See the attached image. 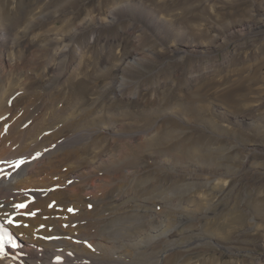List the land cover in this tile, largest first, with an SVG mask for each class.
Returning <instances> with one entry per match:
<instances>
[{"label":"bare ground","instance_id":"6f19581e","mask_svg":"<svg viewBox=\"0 0 264 264\" xmlns=\"http://www.w3.org/2000/svg\"><path fill=\"white\" fill-rule=\"evenodd\" d=\"M85 1L0 0V236L7 233L17 245L13 248L5 237L0 264H105L107 260L114 264H218L223 257L218 251L231 260L234 252L254 244L264 250V210L258 218L246 219L250 192L257 190L264 197V187L259 188L263 184L251 185L242 175L252 168L253 143L247 140L227 149L235 160L241 158L240 172L232 168L230 158L207 155L223 138L239 132L241 106L263 102L264 58L239 70L197 78L186 88L163 85L155 89L151 104L183 109L174 119L168 114L143 120L106 117L112 107L120 112L128 104L135 106L125 102L123 87L126 80L137 83L138 57L136 49L126 50V34L117 40H101L98 34L113 19L126 16L144 22L141 26L157 42L177 49L179 45L206 49L207 38L213 43L220 30L243 27L251 17L263 15L264 0H94L90 6ZM125 71L135 76L129 79ZM207 112L223 122L217 125L213 117L202 114ZM226 121L237 129L228 130ZM199 128L207 129L208 139L216 142L206 137L201 143L193 140L194 134L189 133ZM158 147L165 149L164 158H156L165 169L164 178L155 175L159 169L154 164L147 166ZM186 152H198L197 159H203L195 162L183 157ZM141 155L148 162L141 163ZM17 162H22L20 167H13ZM138 166H146L148 172L143 176L141 170L139 175ZM168 170L175 173V180L194 184L191 188L196 189L182 188L180 195L190 193L167 201L138 196L152 188L146 187L164 182ZM21 203L26 207H14ZM155 204L162 205L158 213L165 212L169 223L163 221L171 227L159 224L165 228L163 240L149 246L152 250L148 248L145 263L137 262V241L161 235V227L155 225L137 229L133 223L137 209H155ZM234 209L242 210L245 218L241 224L225 227L219 220ZM9 218L13 225L6 222ZM188 240L206 250L196 254L195 247V255L181 256L177 249ZM209 249L212 255H207ZM202 255L206 258L197 262Z\"/></svg>","mask_w":264,"mask_h":264},{"label":"rangeland","instance_id":"374dc122","mask_svg":"<svg viewBox=\"0 0 264 264\" xmlns=\"http://www.w3.org/2000/svg\"><path fill=\"white\" fill-rule=\"evenodd\" d=\"M96 1H99V0H95V2ZM85 2H86L85 3L86 5L88 4L90 6L94 3V0H89V1L86 0ZM263 6H264V4H263ZM262 14L263 15L256 16L255 18L251 17V19H249V21L247 20V22L245 21L243 24V27H241V26H239L240 28L235 27L230 31L220 30L221 33L218 31L219 33L217 34V37L215 39L216 41L214 40L213 43H211L212 42L211 38H207L209 40L210 44H209V48H206V49H204V48L194 49L193 47L187 48L184 45H179V47H178L179 49H177L175 47H170L165 43L164 44L160 43V41L157 42L158 40L153 35H151L146 30V28L144 26H141L144 23L141 20H137V19L132 20L126 16H123V18L122 17L116 18L115 20L113 19V22L111 20L110 22H112V23L109 24L107 27L106 26L101 27L98 30V34L100 35L101 40H104L106 38L116 39V40H117V38L121 39L120 35H122V34H124V35L126 34L125 36H127V38L129 37V39H127V40L124 39L123 42L125 44H127L126 50L128 52L132 53V52L137 51L136 53H134L138 57L137 61H136L137 62V78H136L137 83L133 84L130 80H126L125 83L126 82L127 83L126 84L124 83L125 85L123 87V98H124L125 102H133V103H135V106L132 107V104H128V106H125V108L120 112L112 107L111 108L112 110L109 109L111 114L109 113V110H108V114L106 117H111L110 115H112V117H116V116H113V114H114V115H119V117L121 115H122L121 117L137 116V117H140L141 120H143L144 117H161V116L165 117L168 114L166 117L170 118V115H171L170 119H172V118L174 119V117H177L176 115L180 114L183 109L181 107H175V108L169 109L168 107L162 106L160 104H151L149 102V99H151V97L154 96V92L156 91L155 89L161 90V88L166 86V85L167 86H173L174 88L172 87V89H175V88L180 87V86H181V88H186L193 80H195L197 78L205 79L206 77H209L211 75H217L220 73H225L227 70H239V69L247 67L246 65L249 63L253 64V63H256V62L262 60L264 58V56H263L264 55V12ZM138 19H140V18H138ZM132 24H133V26H131ZM90 33L92 34V31H90ZM136 33H137V35L138 34L139 35L137 36ZM134 36H136V37H134ZM80 37L81 36H78V39ZM137 37H139V38H137ZM132 38H134L135 40ZM78 39H76V41ZM168 40L171 41L172 38L169 37ZM153 42H154V44H153ZM128 43H130V44L128 45ZM162 44H163V46H162ZM141 46L143 49L141 48ZM128 48H131V49H128ZM140 48H141V50H140ZM133 49H136V51ZM148 49H149V53H148ZM175 49H177L178 53H176ZM183 49L185 50L184 52L181 51ZM140 57H141V60L139 59ZM206 73H207V75H206ZM123 74H125L128 77H130V75H131L128 71L123 72ZM134 76H135V74H133L129 79H131ZM164 82H166V83H164ZM159 85H160V87H159ZM177 85H180V86H177ZM134 88H135V91H134ZM100 100L101 99H99V101ZM135 101H137V102H135ZM144 101L145 102L147 101V102L144 103ZM102 103L103 102L101 101L99 103V105H101ZM147 103H148V105H147ZM142 105H144V107L149 106L146 108L147 109L149 108V110H151V111L145 109ZM160 106H161V108H160ZM95 109H93V110L95 111ZM144 109L146 111H144ZM239 109H241L240 111H242V112H240ZM239 109H238V112H240V113L238 114L239 117H237L238 122H239V126L241 125L240 127H238V129H240L239 132L237 131L235 133V137L223 138L222 142H218V144H219L218 148L219 149L214 148V151L209 150L207 155L209 158L212 157L214 154L216 157L219 156V158H221V159L225 158V157L230 158L232 160V163H230L232 168H235L237 171L240 172L242 167H243V165H242L243 162H242V160H240L241 158H238V160H235V158L233 156H231L232 153H229V150H227V149L230 146H232V144L236 145V146L244 145V143L247 140L250 143H253L254 146L251 150V157H250V164L252 165V168H250V170H245L244 172H242V175H243V178H245L246 180L249 179L248 181L251 183V185L254 183L263 184V186L259 187V188L263 189V187H264V150H263L264 149V100H263V102L260 101V103L259 102H247V104L245 103L243 105V107L241 106V108H239ZM242 109H244V110H242ZM93 110H92V113L94 112ZM133 110H135L136 113ZM145 112H146V114H145ZM161 112H162V114H161ZM202 114H204L205 116L208 115L207 117H213V121H216L215 123H217V125H220V123L223 122L222 117L219 118V116H215V115L211 114L210 112L202 113ZM194 115L195 114H193L192 116H194ZM204 115L200 114L199 117H205ZM214 119H217V120H214ZM220 119L222 121H220ZM235 122H237V120ZM224 123H225V121H224ZM226 124L228 125V127L230 126V128H228V130H236L237 129V126L235 124L229 123L227 121H226ZM178 125H180L179 126L180 128L183 127V124H181L179 121H178ZM231 125H232V127H231ZM189 126L192 128L193 123H190ZM195 131L196 130H194L192 133H189V134H194L193 140H197L196 138H198L199 140H197V141H199L200 143L203 142L204 139L206 141L208 139V137L210 136L209 133L207 132V129L201 130V128H199V130H197L199 132H195ZM240 131H241V133H240ZM241 134H242V136H241ZM228 138H230V139H228ZM208 140H210L211 143L213 140H214L213 143L216 142V139L213 137H210ZM208 143H210V142L208 141ZM218 144L216 143L215 145H218ZM157 149H159V150L155 149V152L157 154H155L153 158L148 160V157H144V155H141V157L142 156L143 157L142 158L139 157V158H140V160L144 161V162L141 161V163H143V164L145 162L149 161V165H147V166L150 168H152V166L154 167V165H155V167H157V170L159 169V171H156V169H155V171H154V173L156 172L155 175L157 174L156 176H159V178H161V177L164 178L165 169H163L164 167L157 162L156 158H158V157L164 158L165 149H163L162 147H158ZM209 152H212L213 155H212V153H209ZM197 153L186 152V154L183 157L188 156V158H192L195 162H198V160H201L203 158L197 159ZM219 153L222 154L223 157ZM209 154H211V156ZM150 163H152V164H150ZM138 167L139 168L141 167V169L138 170L139 175H140V172L142 174V171H143V176L148 172L147 168H145L146 166L145 167L138 166ZM160 168H162L163 170H160ZM248 169H249V167H248ZM169 171H171V170H168L166 172L167 175H169V176L164 180V182H160L159 185H156L155 187L152 185H150V186L147 185L148 187H146V188L150 189V187H152L154 189L153 191H152V188L149 191L147 190L148 193L142 192L143 193L142 194L140 191V192H138V196L140 195L139 197H141L143 195L142 198L144 197L148 201H150V200L152 201L154 198L159 199L160 197H161L160 200L165 199L167 201V200H170L171 198L174 199L175 196H176L175 199H177V198H180V196H182V195H188L190 192H192L196 189V187L191 188L192 186H195L194 184H192L190 186L191 183H186L187 184L186 185L182 181L175 180L173 177L175 173H171ZM157 172L159 173V175ZM138 174H137V176H138ZM155 175L153 174V176H155ZM154 183H156V182H154ZM169 184H171V185L169 186ZM176 185L178 187H176ZM186 186H187V188H185ZM182 188L184 190L188 189V191H190V192L184 191L182 193V195H180ZM191 189H193V190H191ZM251 192H250V194H251L250 198L251 199L248 200V205H249L248 207L250 208V210L247 211L248 214H246V217H247L246 219L248 221H251L255 218H258L257 216L262 214V213H263L262 215H264V212H262V210H264V203H262L261 193H259V191H257V190H252ZM144 193L147 195H145ZM167 195H168V197H167ZM172 196H174V197H172ZM263 199H264V197H263ZM256 202H258V203H256ZM148 205H150V204H148ZM156 205L157 204H155V206ZM161 206H162L161 204H158L155 207V209L153 206L152 207L147 206L148 209L146 206H144L140 209H137V213H138L137 214V221L133 222L135 224L137 223V229L140 228L139 230H141L145 225L146 226H154L155 225V226L161 227L160 228L161 235L153 237L151 239H141V240H138L139 242L137 241V246H136L137 262L145 263V261H146L145 256L149 255L151 250H152L150 247L153 248V245H155L154 244L155 242H156V244H160V242H161L160 240H163L162 234H164L166 232H165V228L164 227L162 228V226H161L162 223H164V225H166L168 229L171 227L168 224L169 222L166 219L165 212H163V214H162V212L158 213L161 210ZM156 208H157V210H156ZM253 208H254V210H253ZM235 210L236 209L232 210L231 214H230V212H226V214H224L222 220L220 218L219 221L225 227L226 226L228 227L229 225H237V224H239V222L241 224L243 222V220L245 218V213L242 210L239 212H238V210H236L237 212ZM142 211H144L145 213L144 212L141 213ZM147 212L150 215L149 214L145 215V214H147ZM251 214L253 216H251ZM158 215H160L161 217ZM157 217H158V219H157ZM251 217L253 219H250ZM148 218L151 220H149ZM175 219L178 220V216L175 217ZM138 220L141 221V223L139 222V224H138ZM142 220H143V222H146V223H143ZM147 220L149 222L150 221L151 222L149 223V222H147ZM163 220H166L168 223H165L166 221L164 222ZM159 224H161V225H159ZM159 237H160V239H159ZM188 241L186 244H181L183 247H180L177 249V252L180 253L181 256H183L184 254H190L191 255L192 252L194 253V255L196 252H197L196 254H199V253H202L203 250L205 249V246L201 245L197 241H194V240H188ZM145 243H146V245H145ZM191 244H193V245H191ZM142 245H144V246H142ZM146 246H148V247H146ZM125 247L127 248V246H125ZM141 247H143V248H141ZM128 248L127 249L124 248V250L125 251L128 250V252H129L130 248L129 249ZM148 248L151 250H149ZM187 248L188 249L191 248V250L189 249L190 251L184 252L185 250H188ZM194 248L197 250H195ZM143 250L144 251L147 250V252H144ZM194 250L196 252H194ZM210 250L211 249L208 250L207 255H210V254L212 255V250L211 251ZM219 252H220V254H222L223 257L221 258L222 262L219 261L218 264L219 263L220 264H227V263H229V264H231V263L232 264H241V263L242 264H264V250L260 245L254 244V246L251 247L250 249L237 250L236 253L234 252L231 260L228 259L229 255L227 253H225L224 251L223 252L218 251V253ZM203 255L199 259H197L198 260L197 262H200V260L202 258L203 259L206 258L205 256L203 257ZM178 259H180V258H178ZM243 260H244V263H243ZM134 261H136V260H134ZM208 261H212V260H208ZM223 261H227V263H225ZM239 261L241 263H239ZM105 264H114V263L107 260V262H105ZM201 264H205V261H203Z\"/></svg>","mask_w":264,"mask_h":264},{"label":"snow or ice","instance_id":"6c2138e0","mask_svg":"<svg viewBox=\"0 0 264 264\" xmlns=\"http://www.w3.org/2000/svg\"><path fill=\"white\" fill-rule=\"evenodd\" d=\"M21 163L22 162H17L15 165H13V167L19 168ZM14 207L17 208V209H22V208H25L26 205L21 203V204L14 205ZM30 215H35V213H30ZM6 222L9 225H13L14 224V220L12 218H9ZM15 226H19V225H15ZM5 237H7V233H5L4 236H0V252H3V244L5 242ZM7 239H8V242L11 243V246L13 248L17 247V245L11 241V237H7Z\"/></svg>","mask_w":264,"mask_h":264}]
</instances>
